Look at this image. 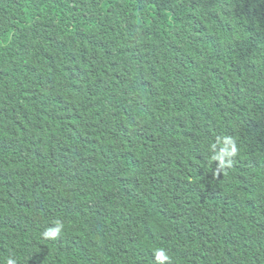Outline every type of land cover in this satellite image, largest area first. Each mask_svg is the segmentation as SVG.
<instances>
[{"label":"trees","instance_id":"trees-1","mask_svg":"<svg viewBox=\"0 0 264 264\" xmlns=\"http://www.w3.org/2000/svg\"><path fill=\"white\" fill-rule=\"evenodd\" d=\"M9 260L264 264V0H0Z\"/></svg>","mask_w":264,"mask_h":264},{"label":"clouds","instance_id":"clouds-1","mask_svg":"<svg viewBox=\"0 0 264 264\" xmlns=\"http://www.w3.org/2000/svg\"><path fill=\"white\" fill-rule=\"evenodd\" d=\"M234 152V151H233ZM59 231V229L55 230V231H49L48 233H46L48 236H55L57 234V232ZM161 257L163 259H167V257L163 254V252L160 253ZM8 264H13V261L9 260Z\"/></svg>","mask_w":264,"mask_h":264}]
</instances>
